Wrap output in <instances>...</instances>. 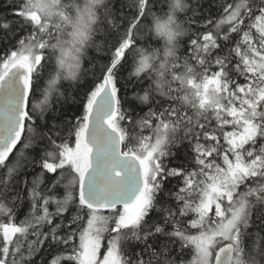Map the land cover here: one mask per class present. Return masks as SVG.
<instances>
[{
    "label": "snow or ice",
    "instance_id": "1",
    "mask_svg": "<svg viewBox=\"0 0 264 264\" xmlns=\"http://www.w3.org/2000/svg\"><path fill=\"white\" fill-rule=\"evenodd\" d=\"M0 264H264V0H3Z\"/></svg>",
    "mask_w": 264,
    "mask_h": 264
},
{
    "label": "trees",
    "instance_id": "2",
    "mask_svg": "<svg viewBox=\"0 0 264 264\" xmlns=\"http://www.w3.org/2000/svg\"><path fill=\"white\" fill-rule=\"evenodd\" d=\"M2 4H3V0H0V11H4V10H5V9L3 8Z\"/></svg>",
    "mask_w": 264,
    "mask_h": 264
}]
</instances>
